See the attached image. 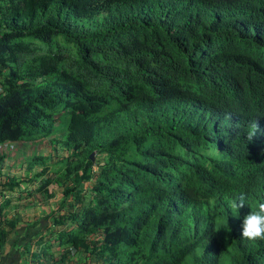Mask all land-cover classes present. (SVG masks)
I'll return each instance as SVG.
<instances>
[{
    "label": "trees",
    "instance_id": "obj_1",
    "mask_svg": "<svg viewBox=\"0 0 264 264\" xmlns=\"http://www.w3.org/2000/svg\"><path fill=\"white\" fill-rule=\"evenodd\" d=\"M15 195L27 264H264V0H0V245Z\"/></svg>",
    "mask_w": 264,
    "mask_h": 264
},
{
    "label": "crops",
    "instance_id": "obj_2",
    "mask_svg": "<svg viewBox=\"0 0 264 264\" xmlns=\"http://www.w3.org/2000/svg\"><path fill=\"white\" fill-rule=\"evenodd\" d=\"M31 199L30 203L28 200ZM42 201L34 198L18 200L17 195L11 199L3 214L6 219L17 221V226L6 244L0 245V264H27V257L35 250V237L47 223L43 217L46 208Z\"/></svg>",
    "mask_w": 264,
    "mask_h": 264
},
{
    "label": "clouds",
    "instance_id": "obj_3",
    "mask_svg": "<svg viewBox=\"0 0 264 264\" xmlns=\"http://www.w3.org/2000/svg\"><path fill=\"white\" fill-rule=\"evenodd\" d=\"M258 131V121H250L249 131L246 137L247 140L251 141ZM245 206L246 196L243 193L237 195L230 205L231 209L236 212ZM227 229L226 232H230L228 224ZM241 237L243 240L249 242V244L259 245L260 243H264V202H258L256 210L250 211L249 214L243 218Z\"/></svg>",
    "mask_w": 264,
    "mask_h": 264
},
{
    "label": "rangeland",
    "instance_id": "obj_4",
    "mask_svg": "<svg viewBox=\"0 0 264 264\" xmlns=\"http://www.w3.org/2000/svg\"><path fill=\"white\" fill-rule=\"evenodd\" d=\"M20 147H21V148H20V150H18V151H17L15 148L12 149V150H10V153H11L13 159H11V161H7V162H6V164H7L8 166H10L11 164H15V163H17V162H18V163L21 162V161H22V155H26V156H30V155H32L34 149H37V148H38V150L41 151L40 148L37 147L36 144H24V145H21ZM3 150H5V148H4ZM6 164H5V165H6ZM52 188H53V187H52ZM15 196H16V195H15Z\"/></svg>",
    "mask_w": 264,
    "mask_h": 264
},
{
    "label": "water",
    "instance_id": "obj_5",
    "mask_svg": "<svg viewBox=\"0 0 264 264\" xmlns=\"http://www.w3.org/2000/svg\"><path fill=\"white\" fill-rule=\"evenodd\" d=\"M91 159H93V154L90 155Z\"/></svg>",
    "mask_w": 264,
    "mask_h": 264
}]
</instances>
